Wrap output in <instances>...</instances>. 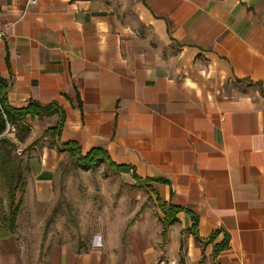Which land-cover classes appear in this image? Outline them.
Returning a JSON list of instances; mask_svg holds the SVG:
<instances>
[{"label":"crops","instance_id":"1","mask_svg":"<svg viewBox=\"0 0 264 264\" xmlns=\"http://www.w3.org/2000/svg\"><path fill=\"white\" fill-rule=\"evenodd\" d=\"M126 3L0 0L7 104L53 103L64 117L50 147L40 137L60 112L26 117L33 146L12 227L0 197V264H264V0ZM67 142L102 149L180 208L166 238L124 257L102 241L49 243L40 263L25 230L54 209Z\"/></svg>","mask_w":264,"mask_h":264},{"label":"rangeland","instance_id":"2","mask_svg":"<svg viewBox=\"0 0 264 264\" xmlns=\"http://www.w3.org/2000/svg\"><path fill=\"white\" fill-rule=\"evenodd\" d=\"M101 1L115 4L122 11L129 10L126 0ZM4 137L14 146L4 144L0 149L7 151L10 158L14 157L15 162L30 154L33 144L18 143L14 132L4 133ZM40 140L49 147L52 144L48 134L42 133ZM146 183L121 176L107 162L83 170L65 153L54 182V209H43L37 230H25L29 251L37 253L42 263V254L49 243L69 241L86 248L90 243L102 241L119 248L114 252L124 257L123 251L128 246L137 253L150 237L163 241L167 236L170 205ZM0 197L8 202L5 190H1ZM7 210L3 212L6 221ZM152 222L156 229H150Z\"/></svg>","mask_w":264,"mask_h":264},{"label":"trees","instance_id":"3","mask_svg":"<svg viewBox=\"0 0 264 264\" xmlns=\"http://www.w3.org/2000/svg\"><path fill=\"white\" fill-rule=\"evenodd\" d=\"M6 87L7 83L0 78V147L4 144H8L10 147L14 146L9 139L4 137V133L7 126L12 128L14 137L18 143H23L29 134L30 127L26 123V117L42 119L53 114L60 112L59 107L56 104L41 105L38 102L30 101L24 108H12L7 104L6 100ZM79 103V102H78ZM80 106V103H79ZM63 113L60 112L58 122L55 127L47 129L44 133L50 137L58 136L59 131L63 124ZM59 147L68 152L71 157L75 159V165L87 170L88 168L96 165L100 162H107L108 165L114 169L117 173H128L130 168L122 165H115L110 162L107 154L102 149H91L86 154L80 153L79 147L71 142L59 144ZM12 160V163H9ZM20 166L18 162H15L13 157L10 158L7 151L0 149V188L6 191L7 207H8V220L9 227H12L17 212V207L14 206L16 190L18 183L20 182ZM152 181H163L161 179H150ZM169 217L166 224L174 222L175 213L181 211L178 207H170Z\"/></svg>","mask_w":264,"mask_h":264},{"label":"built area","instance_id":"4","mask_svg":"<svg viewBox=\"0 0 264 264\" xmlns=\"http://www.w3.org/2000/svg\"><path fill=\"white\" fill-rule=\"evenodd\" d=\"M36 0H27L28 5L35 4ZM6 36V30L5 29H0V44L3 42L4 38ZM13 130L11 127L7 126V129L5 133H11Z\"/></svg>","mask_w":264,"mask_h":264}]
</instances>
